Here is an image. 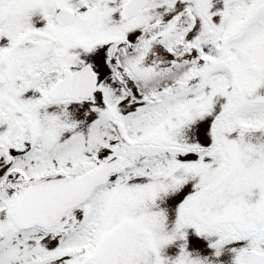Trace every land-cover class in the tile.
Segmentation results:
<instances>
[{"label": "snow or ice", "instance_id": "obj_1", "mask_svg": "<svg viewBox=\"0 0 264 264\" xmlns=\"http://www.w3.org/2000/svg\"><path fill=\"white\" fill-rule=\"evenodd\" d=\"M0 264H264V0H0Z\"/></svg>", "mask_w": 264, "mask_h": 264}]
</instances>
